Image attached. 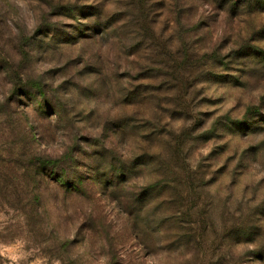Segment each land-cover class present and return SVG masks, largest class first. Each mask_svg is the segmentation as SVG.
<instances>
[{
  "label": "rangeland",
  "instance_id": "374dc122",
  "mask_svg": "<svg viewBox=\"0 0 264 264\" xmlns=\"http://www.w3.org/2000/svg\"><path fill=\"white\" fill-rule=\"evenodd\" d=\"M248 1L0 0V264H264Z\"/></svg>",
  "mask_w": 264,
  "mask_h": 264
},
{
  "label": "trees",
  "instance_id": "16d2710c",
  "mask_svg": "<svg viewBox=\"0 0 264 264\" xmlns=\"http://www.w3.org/2000/svg\"><path fill=\"white\" fill-rule=\"evenodd\" d=\"M246 7L249 11L264 12V0H249Z\"/></svg>",
  "mask_w": 264,
  "mask_h": 264
}]
</instances>
